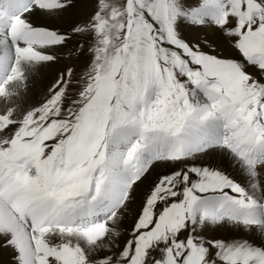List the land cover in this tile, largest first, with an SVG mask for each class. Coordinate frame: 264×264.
Returning a JSON list of instances; mask_svg holds the SVG:
<instances>
[{"label":"snow or ice","instance_id":"snow-or-ice-1","mask_svg":"<svg viewBox=\"0 0 264 264\" xmlns=\"http://www.w3.org/2000/svg\"><path fill=\"white\" fill-rule=\"evenodd\" d=\"M0 264H264V0H0Z\"/></svg>","mask_w":264,"mask_h":264},{"label":"bare ground","instance_id":"bare-ground-1","mask_svg":"<svg viewBox=\"0 0 264 264\" xmlns=\"http://www.w3.org/2000/svg\"><path fill=\"white\" fill-rule=\"evenodd\" d=\"M64 63L70 66L73 64L85 66L86 61L82 59H65V60H61L60 64L53 66L50 70L41 67L39 71L46 72L48 74V78L50 79L51 76L55 74L56 68L61 67ZM25 73H26V76L28 77V83L31 86L33 81L35 80V77L33 75V67L26 65ZM29 91L31 95H30L28 103L31 104L32 106H35L41 102L40 100L41 93L42 91H46V89H38V88L30 87ZM117 232H119V229H117Z\"/></svg>","mask_w":264,"mask_h":264},{"label":"rangeland","instance_id":"rangeland-1","mask_svg":"<svg viewBox=\"0 0 264 264\" xmlns=\"http://www.w3.org/2000/svg\"><path fill=\"white\" fill-rule=\"evenodd\" d=\"M106 4L113 8H118L121 4V0H106ZM116 24H119L120 21H115ZM111 35L115 38L118 35V32L113 30ZM70 66V65H69ZM71 67L74 69V74L79 73L83 70L84 66H80L78 64H73ZM78 85L74 84L73 87H77ZM68 95H72V93H68Z\"/></svg>","mask_w":264,"mask_h":264}]
</instances>
